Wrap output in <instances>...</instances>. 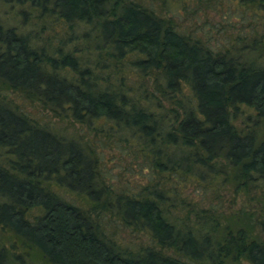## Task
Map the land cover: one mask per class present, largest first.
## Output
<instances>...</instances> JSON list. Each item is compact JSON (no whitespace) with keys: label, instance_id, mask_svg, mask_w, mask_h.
<instances>
[{"label":"trees","instance_id":"1","mask_svg":"<svg viewBox=\"0 0 264 264\" xmlns=\"http://www.w3.org/2000/svg\"><path fill=\"white\" fill-rule=\"evenodd\" d=\"M224 1L264 18V0ZM173 18L138 0H0V264H264V237L208 197L264 198V43L211 47ZM109 138L144 183L106 181Z\"/></svg>","mask_w":264,"mask_h":264},{"label":"rangeland","instance_id":"2","mask_svg":"<svg viewBox=\"0 0 264 264\" xmlns=\"http://www.w3.org/2000/svg\"><path fill=\"white\" fill-rule=\"evenodd\" d=\"M144 4H151L155 10L163 15L174 18V22L180 29L184 31H192L199 35L201 39L211 47L221 48L235 43L236 45H244L242 53L248 49L253 35L257 40L264 43V18L258 13V17H250L249 11L235 10L224 0H201L199 3L193 4L191 0H184L175 4L174 0H138ZM182 5L184 8L182 9ZM7 6H5L6 8ZM3 8V9H5ZM7 11V10H6ZM14 10L8 12V16L12 15ZM242 12L244 20L239 19ZM260 14V15H259ZM9 20V19H8ZM11 23L13 21L10 20ZM262 36V38H260ZM243 39V40H241ZM253 52L242 54L240 58L253 57ZM33 116L40 121L49 123L58 133H64L67 137L76 134L79 125L72 124L68 120H59L48 112L42 111L37 105L24 104ZM82 130V129H81ZM264 125H260L258 132L262 134ZM101 153V167L107 177L109 184L117 188L126 182L144 183L147 169L146 164L141 163L140 158L134 159L131 149L125 148L122 143L114 145L113 138H109ZM187 191H190L188 187ZM191 188V192H192ZM200 191H194L191 195L199 199ZM212 203L218 202V209L225 217L229 214L237 215L240 219L252 226L253 231L258 233L260 237H264V226H260L259 221H264V198L254 191L236 192L223 191L217 197L208 196ZM208 204V198L202 197V205ZM106 228L112 236L124 242L133 244H146L149 240L137 232H133L128 228L121 226L116 220L108 217L104 218Z\"/></svg>","mask_w":264,"mask_h":264}]
</instances>
